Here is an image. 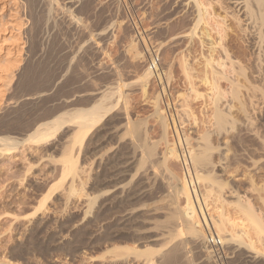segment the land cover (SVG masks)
Wrapping results in <instances>:
<instances>
[{
  "label": "rangeland",
  "instance_id": "374dc122",
  "mask_svg": "<svg viewBox=\"0 0 264 264\" xmlns=\"http://www.w3.org/2000/svg\"><path fill=\"white\" fill-rule=\"evenodd\" d=\"M188 1L189 0H0V58L3 59L4 56L8 58L7 61H11L9 63L10 65H8L11 67L18 64L16 65L17 68L15 66L11 69L14 74H9L10 76L12 74L13 78L9 75L7 77V79L10 80L11 78L12 80L9 82L6 79L0 80V91L1 93L3 92L2 96L5 95L1 100L2 105L0 104L1 135L10 134L12 137L16 135L17 137L20 136V138L15 137V139L20 142V140L23 139L22 137L25 136V133H27V131L21 132L20 128H27L29 123L33 120H47L48 118H52V115L55 116L56 113L62 114V109H66L65 112H67L65 113L62 110L64 112V117H69L67 114L78 110L79 106V109L86 108L92 101H96V98L97 100L101 99L102 103L104 100L103 105L105 103L107 106H110L107 103L112 105L108 99L114 102L113 104H116L113 105L114 107H112L100 121L91 126L92 128H90L89 131L86 130L87 134H84V136L80 135V133L82 134L81 130L78 136L74 137L71 134V130H75L76 125L72 121H69V123L62 125L55 133L49 135L44 142L42 141L37 144H33L32 142L29 143L28 141V143L26 141V143L20 142L16 145V149H11V152L7 154L5 150H2L4 154H0V264H144V258L147 259H145L146 264L148 262V256L156 262L158 260L159 264H179V261L180 264H184L185 262V264H187V260L195 261H192L194 264H264V229L258 230L262 231V233L257 232L251 228L248 219L244 220L246 222H242L243 218L246 219L247 217H244L245 214L243 215L241 211L236 209L238 204L235 198L239 193V200L242 197L241 200L243 202L246 200V202L251 204L257 203L256 206L258 208H256L255 204L253 207L257 210L263 208L260 214L264 222V204H262L263 206L260 205L264 201V198L262 201L256 197H259L260 194V199L262 196L264 197V188L262 190L263 192L261 191L262 186H264V98H260V94L264 91V84L262 82L261 85V81H259L260 79L255 73L248 72L255 70L253 57L245 43H242L239 37L236 38L231 35L233 32H229L232 38H229L228 43L231 45L237 58L240 61L242 60L245 65L247 64L250 85L248 83L246 86H250L249 88L251 89L253 85H256V88L254 87L252 90V92H255H253V94L256 96L250 100L245 92L246 90H244L246 89L244 86L236 89L235 87H231V84H228V82L224 80L220 81L218 85V90L221 87L220 91L204 81L205 76H210V70L204 67L203 59L209 56L217 60L218 57L215 51H210L209 49V51H207V46L203 47L205 50L201 48L199 38L194 35H190V37H188L189 35L177 37L178 34L185 32L191 26L189 21L192 18L191 15L193 16V8ZM185 3L187 6H185ZM72 17L73 19L71 21L70 19ZM108 24L111 25L109 26ZM183 27L186 28L183 29ZM103 28H105V33L101 32ZM96 31L98 32L97 34ZM88 34H93L96 37L89 36ZM172 35L173 38H170ZM130 39H133V41ZM135 39V45L137 46H135V48L128 46L129 44L132 46ZM93 41L96 44L97 42L101 44L97 46ZM79 44L82 45L79 46ZM126 49L127 51L129 49L132 51L129 50V52L126 53ZM5 58L4 60H6ZM12 59H14L13 62ZM182 60L185 61L183 64ZM14 61L17 63H14ZM147 67L151 70L146 80L145 77L143 78L142 74H144V70ZM204 69H206L205 72ZM117 75L120 76V78ZM118 78L121 81H119ZM116 80L117 82H115ZM110 83L112 85L119 83L117 84V88L119 87L120 97H117V88L115 90V85H113L117 96L114 94L112 100V96L108 99L104 98V96L110 95L111 91L109 89L113 90V88L108 89V87L111 86ZM233 88L240 90V93L242 92L241 94L237 93V95H239L238 99L233 97V91L236 92ZM260 88L263 90L261 93ZM106 89L109 94L105 92ZM103 90L107 95H104ZM121 92H123L122 95ZM101 93L102 96L100 95L101 97H99L98 95ZM213 93H217L220 98L219 103L215 101L216 104H225L221 106L224 112L226 111V105H230V102L234 107L233 108L231 105L232 108L229 112L233 114L236 120L234 121V127L233 130L231 129V132L230 129L227 130V132L224 129V132L222 129L217 131V129L215 130V126H213L215 123H213L215 120L213 118L215 117L211 115L214 114L212 112H214V105L216 106V104L213 101L215 97H217ZM221 94L223 95L221 96ZM26 96H28V98ZM229 96L231 98H229ZM115 97L119 98L117 103H115ZM105 100L108 102H105ZM225 101H228L226 102L227 104ZM238 101H242L243 106H241L242 104L240 105ZM239 105L241 106L240 108L238 107ZM241 109L246 111L243 112ZM161 115L164 116L165 120L161 119V117L163 118ZM128 119H131V121ZM161 120H164L163 122L165 125L167 124L166 128L162 127L164 125ZM125 123L126 125L124 127ZM143 123H145V125ZM127 124L131 125V128L133 126L134 129H132V132L133 130L136 131V129L139 131H136V133L133 132L134 136L136 134L139 135L138 137L135 136L136 139L138 138L140 141H143V138L146 137L145 141L148 143V146L151 145V147L157 148V155L155 156L158 158H161L162 155L159 154L164 153L167 147L164 144V139L170 144V142L177 137L174 142L178 144L176 145L179 147V151L176 152L179 153L182 151L183 155H186L188 151L185 149H194L196 141L201 136L208 135L211 132L208 138L214 148L210 147L211 149H206L204 151L206 154L203 153L201 156L204 157L203 155H206L207 157H204L203 160H210L207 161L208 165H205L208 170L205 166L201 168L197 166L195 167L197 168L196 170L194 168L195 165L187 155V162L183 160L185 156H182L183 158L181 157V160H179L177 158L175 159L172 155L168 158L169 161L166 162L169 164L171 173L169 172L170 170L165 169V165H162L164 167L161 166L160 168L158 166L159 172L156 169V174L155 171H152L153 169L149 167L146 173V171L143 170L144 168L137 170L136 165L133 163L124 166L122 169L123 173L117 175V171L119 170L116 166L118 162L117 159L121 157L123 161L130 162L132 155L131 150L133 148L132 144L136 140H134V136L130 131L131 128L129 129L128 127L130 126H127ZM139 126L140 129L138 128ZM126 127L129 131L126 130ZM144 128L146 130V135L145 133L143 135ZM87 129H89V127ZM164 129H166L165 132H162ZM205 130L207 133L204 134V132H206ZM30 131L32 130H29L28 133ZM86 131L83 129V132ZM121 131H125L128 135L126 136V134L123 133V135H125L124 137ZM220 131H222V133ZM119 133L124 138H122ZM162 133L166 134V138ZM218 133L220 134L217 135ZM130 134L133 137H131ZM117 136L120 137V139ZM129 136L133 138V140H131ZM160 136L161 138L163 137L162 139L164 142ZM183 136L187 139L190 138V140L185 143ZM80 137L83 139H80ZM179 137H181L180 141L182 143L179 141ZM75 138H77L76 141ZM158 138L160 140H157ZM78 139H80L81 143L78 142ZM149 142H153L154 146H152L151 143L149 144ZM20 144H22V146ZM64 144L66 147L69 145V147H67L69 150L66 149ZM71 144H73L71 146L73 149L70 147ZM129 144L131 146H129ZM182 144L183 146L181 147L183 149L180 147ZM2 146L4 147L5 145L0 143V148ZM169 148L171 147L169 146ZM197 148L198 145L194 151L199 152L201 148L198 149L199 151ZM155 150L156 149H154L153 154ZM183 151L187 153L185 152L184 154ZM70 153L73 154H71V156L75 162L78 161L75 166L72 167L73 169H69L70 166L67 165V160H65L67 158L66 155ZM62 158L65 159L63 160ZM218 161L220 162L218 163ZM222 165H228V169ZM63 166L64 169L68 168L66 169L67 171L63 169ZM221 167H223V169H221ZM198 171L202 173H204V171L206 173L208 172L204 175H209L212 172L209 176H218L217 178L221 183L224 182L225 186H221L220 188L219 180L217 179L218 181H214L216 177H211L210 180H199V182H197L198 179H195L196 177L194 178L193 174L195 173L194 175L196 176V172ZM186 172H188L187 175L190 177L186 176ZM192 172L194 173L191 174ZM172 175L175 176L177 182L171 180L173 177ZM167 176L169 177L167 178ZM153 178H155V180ZM177 178H179L178 180L185 179L187 182L190 178L187 184L189 188H193L194 191H192L197 195L194 196L195 193L190 189L192 197L196 198L194 202L197 210L196 213L199 215L198 208L201 206L199 211L202 210L200 212H202L204 216L207 215L208 218L210 217L209 214H211L212 219H216L221 213H225L226 217V212H228L227 217L229 215L233 219L238 217L237 220L239 221H235L238 223L241 221L245 225H250V231L251 229L254 230H252L250 234V236H252V242H255L251 244L253 245L252 248L256 246L255 248L257 251L259 252L260 250L261 253L259 252L257 255L255 252H252L253 250L250 249L251 245L248 247L250 250L247 249L248 245L245 244L248 240L246 238L247 236H243L242 239L240 238L241 236L236 238V240L233 239L232 243L228 239L231 228H227L229 233H226V229L225 233H223L224 231L222 232L224 237L227 236V239L225 242L221 241V244L217 248L208 245L204 240L194 238L191 234H187L188 236H186V232L180 234L176 233L172 228L173 225H171L174 222L175 214L173 215L174 209L172 210L174 204L169 203L171 206L169 207L167 202L170 200V202L172 201L171 203H173L174 199L171 200L175 195L171 194L175 191L171 192V190L174 189L173 185L176 183L178 185L180 181H182H178ZM172 179H174V177ZM194 179L195 181L197 180V183L194 181L195 183L193 184L191 180L193 181ZM201 181L204 184H201ZM261 181H263L262 184ZM174 182L175 184H173ZM145 183L148 184L149 191L144 194H139L138 192L142 188L141 186L146 185ZM149 183L152 187L149 186ZM165 183H170L168 184L169 186L173 184V188L171 186L172 189L167 187L168 185ZM251 184L252 187H250ZM204 185L207 186L205 187ZM202 186H204V188L208 186L210 188L211 186L219 187L218 189L221 191L224 200L222 197H220L222 198L221 201L218 200L221 195L218 197L216 196V194L218 195L220 193L219 190H215L217 188L212 187L215 190L214 192L219 193L213 194L212 192L210 195L213 194L215 196L212 195L209 197L207 194L209 195V192H211L209 190L210 188L208 187L209 192L207 193L206 191L208 190L204 189ZM253 187L256 188L255 191ZM212 188L211 190L213 191ZM230 188L236 189V192H238L236 196V192L232 191ZM229 189L231 192H235L233 196L229 195ZM167 190L171 192L169 194L173 195L170 196V198L168 192L166 193ZM201 190L205 191L207 194L204 192L205 194L203 193V196V191ZM162 193V200L159 201L161 199L160 194ZM213 197L215 199L217 197L218 199L213 200ZM244 197L245 199H243ZM164 198L168 201H165ZM197 198L198 201H196ZM155 199L158 201L160 207L157 202V206L155 202L153 204V200L155 201ZM177 200L178 204L183 203L182 197ZM227 201H231L232 205ZM164 204H168L166 206L167 208ZM221 206L224 207L222 210H220ZM161 207L163 208L162 211ZM157 208H160V210L156 212L155 210H157ZM166 209L167 212L172 210L170 213H172L173 216L163 211ZM168 215H171V217ZM162 216L166 218H163L165 222L162 220ZM222 216L224 217V215ZM167 217L171 221L168 220ZM159 218L165 224L162 221L159 222ZM171 218H173V220ZM154 219L156 220L153 221ZM157 220V226L153 225ZM166 221L169 222L168 224L171 223V227L167 226ZM247 221L249 222L248 224ZM158 227H160L163 232V237L160 235L161 231ZM161 227L167 228L163 231ZM202 227L201 232L208 237L209 234L213 235L212 232L217 233L215 227H213L212 230L207 226L206 229L204 226ZM239 227H241V225H236L235 229ZM167 229L168 231L173 230L175 232L172 231L171 234H178L176 235L177 239L175 238L177 242L175 239V242L171 239L174 235L170 234L168 236L166 234L165 231H167ZM239 229L235 230L236 233L231 229V234H239ZM170 232H168V234ZM253 232L261 234L258 236L254 233L255 236L252 234ZM164 234L168 237L171 236L170 239L172 243L168 244L170 239ZM159 235L161 238H159ZM217 236L216 234L215 237ZM259 237L261 240H258ZM156 238L158 239L156 240ZM181 238L183 239V243L185 241L187 242V246L185 243L180 246L182 242L179 240H181ZM165 239H169V241L167 240L166 242ZM238 240L240 242L237 243L238 246H236V241ZM165 242L166 248L164 246ZM176 243L179 244V246L176 245ZM241 243H243V246L244 244L247 246L243 247ZM199 244L206 246V248L212 247L210 249H212V252L214 251L213 255L210 258L206 257L209 260L204 257L205 253L202 252L204 247L200 245L202 250ZM147 245H149V248L154 247L152 249L157 248V253L159 254L153 253L156 251L155 249L153 252L151 251L153 253L152 256L149 254L151 252L145 253L141 257V253L138 254V257L135 256V254L138 253L136 251H139L138 249H144L145 246L148 248ZM159 245L160 247L161 245L163 246L161 247L162 252L159 250L160 247L158 248ZM117 246L119 248H117ZM125 246L127 250L124 249ZM233 248H235V250ZM256 249L254 251H256ZM112 250L114 251L112 252ZM172 250L173 252L171 253ZM160 253H164V255L161 256ZM182 253H184V255ZM165 254L168 256H165ZM185 254L189 256L185 258ZM162 257L163 260L160 259ZM164 261L166 263H164Z\"/></svg>",
  "mask_w": 264,
  "mask_h": 264
},
{
  "label": "bare ground",
  "instance_id": "6f19581e",
  "mask_svg": "<svg viewBox=\"0 0 264 264\" xmlns=\"http://www.w3.org/2000/svg\"><path fill=\"white\" fill-rule=\"evenodd\" d=\"M20 1H22V0H20ZM189 2V4H191V7L193 8V16L191 15V20L189 21L190 22V24H191V26L188 28V30H186L185 32H183V33H181V34H178L177 35V37H182V36H187V35H189L188 37H190V35L192 36V35H194L195 37H198L199 38V40H200V45H201V48H203V47H206V49H207V51H215V54H217L216 56L218 57V59L217 60H215L214 58H211V57H207L206 59L204 58L203 60H204V67H206V69L208 68L209 70H210V73H209V70H208V73L210 74V76L208 75V77L207 76H205L204 78H205V82L206 83H209L210 85H212V87L214 86L215 88H217V90H218V85L220 84V81H222V80H224V81H227L228 82V84H231V87H235L236 89H239L240 87H243L244 86V88H246V89H244V90H246L245 92L247 93V95H248V98L251 100L253 97H255L256 95H254L253 94V92H252V90H253V88L255 87L256 88V85H253L252 87L253 88H249L250 86H246V85H248V83L250 82L249 81V79H248V72L249 73H255L256 74V76L260 79L259 81H261V85H262V82H263V84H264V0H189L188 1ZM32 3V2H31ZM55 3V2H54ZM187 3V2H186ZM185 3V4H186ZM50 6V5H49ZM185 6H187V4L185 5ZM31 7V6H30ZM48 7V6H47ZM67 8V7H66ZM192 8H191V10H192ZM50 9V8H49ZM187 9V8H186ZM50 11V10H49ZM54 12H55V10H54ZM56 14V13H55ZM80 16V15H79ZM188 17V18H189ZM66 18H67V16H66ZM70 18V17H69ZM76 18V17H75ZM74 18V19H75ZM78 18V17H77ZM72 19H73V17L70 19L71 21H72ZM69 20V21H70ZM76 20V19H75ZM79 20V19H78ZM80 20H81V18H80ZM167 20V19H166ZM169 20V19H168ZM74 22V21H73ZM80 22V21H79ZM88 22V21H87ZM77 23H78V21H77ZM80 23H82V22H80ZM80 23H79V25H80ZM111 23V22H110ZM178 23V22H177ZM53 24H54V22H53ZM83 24V23H82ZM112 24V23H111ZM110 24V25H111ZM75 25H76V22H75ZM109 25V24H108ZM109 25V26H110ZM3 26V25H2ZM81 26V25H80ZM83 26V25H82ZM85 26H86V24H85ZM132 26V25H131ZM87 27V26H86ZM84 28V27H83ZM106 28H107V26H106ZM184 28H186V27H183V29ZM86 29V28H85ZM104 29L105 28H103L102 30L103 31H101V32H104ZM88 30V29H87ZM100 30H101V28H100ZM182 30V29H181ZM166 31H167V29H166ZM178 31V30H177ZM76 32V31H75ZM229 32H233V33H231V35H233V37H236V38H240L239 40H242V43H245V45H246V47L248 48V50L251 52V56L253 57V60H254V65H255V70H253L252 72H250V71H248L247 72V64L245 65V63L241 60H239L238 58H237V56L234 54V51H233V49H232V47H231V45L228 43V40H229V38H232V37H230V35H229ZM88 33H90V32H88ZM92 33V32H91ZM95 33V32H94ZM93 33V34H94ZM98 32L96 31V34H97ZM99 33H100V31H99ZM105 33V32H104ZM174 33H176V32H174ZM91 35V36H93V37H96V36H94V35ZM89 35V34H88ZM89 35V36H90ZM114 35V34H113ZM142 35V34H141ZM125 36V35H124ZM127 36V35H126ZM175 36V35H174ZM93 37H91V38H93ZM90 38V37H89ZM140 38V37H139ZM147 38H148V36H147ZM170 38H173V35L170 37ZM169 38V39H170ZM86 39V38H85ZM90 40V39H89ZM92 40V39H91ZM93 40H95L94 38H93ZM131 40V39H130ZM141 40V39H140ZM86 41V40H85ZM87 41H88V39H87ZM86 41V42H87ZM96 41V40H95ZM98 41V40H97ZM131 41H133V39L131 40ZM231 41V40H230ZM94 42V41H93ZM145 42V41H144ZM65 43V42H64ZM95 43V42H94ZM138 43V42H137ZM151 43V42H150ZM162 43V42H161ZM83 44V43H82ZM82 44H79V46L80 45H82ZM96 44V43H95ZM101 43H99L98 44V42H97V46L98 45H100ZM136 44V39H135V42H134V44H132V46L129 44L128 46H130V47H133V48H135V46H137V45H135ZM134 45V46H133ZM144 45V44H143ZM145 45H146V43H145ZM78 46V47H79ZM42 47V46H41ZM130 47H128V48H130ZM151 47V46H150ZM127 48V49H128ZM132 48V49H133ZM102 49V48H101ZM127 49H126V53L127 52H129V50L130 51H132L131 49H129L128 51H127ZM204 49V48H203ZM209 49V50H208ZM78 50H79V48H78ZM103 50V49H102ZM139 50V49H138ZM205 50V49H204ZM201 51V50H200ZM206 51V52H207ZM76 52H77V50H76ZM103 52V51H102ZM140 52V51H139ZM148 53V52H147ZM208 53V52H207ZM206 53V54H207ZM211 53V52H210ZM214 53V52H213ZM74 54V53H73ZM104 54V53H103ZM136 54V53H135ZM138 54V53H137ZM201 54V53H200ZM76 55V54H75ZM141 55V54H140ZM8 56V55H7ZM212 56V55H211ZM2 57V56H1ZM129 57V56H128ZM135 57V56H134ZM206 57V56H205ZM4 58H5V56H4ZM4 58L2 59V58H0V80H2V79H6V80H8V82L10 81V80H12L11 78H13L12 77V74H11V76L9 75L10 73H13L12 72V70L11 69H13V67H15L16 65H18V64H15V66L13 65V67H11V66H9L10 64V62L11 61H7V59L8 58H5L6 60H4ZM246 58V57H245ZM133 59V58H132ZM135 59H136V57H135ZM13 60L14 59H12V62H13ZM17 60H18V58H17ZM71 60V59H70ZM186 60V59H185ZM251 60V59H250ZM183 61V60H182ZM187 61V60H186ZM8 62V63H7ZM16 61H14V63H15ZM185 61H183L182 62V64L184 63ZM17 63V62H16ZM18 63H19V60H18ZM202 63V62H201ZM251 63V62H250ZM9 64V65H8ZM13 64V63H12ZM68 65V64H67ZM186 65H188V64H186ZM183 66V65H182ZM185 67V66H184ZM16 68H17V66H16ZM16 68H14V69H16ZM187 68V67H186ZM130 69V68H129ZM206 69H204V72H205V70ZM67 70V69H66ZM150 70L151 69H149L148 67L144 70V74H142V76H143V78L145 77L146 78V80H147V78H148V73L150 72ZM250 70V69H249ZM14 71V70H13ZM114 71V70H113ZM187 71V70H186ZM68 72V71H67ZM14 74V73H13ZM206 74V73H205ZM204 74V75H205ZM8 75L11 77L10 78V80L9 79H7V77H8ZM186 75V74H185ZM118 76V75H117ZM141 76V77H142ZM253 76V75H252ZM119 78H120V76H118ZM140 77V78H141ZM20 78V77H19ZM118 78V80L119 81H121L120 79ZM139 78V79H140ZM203 78V79H204ZM3 80V81H4ZM112 81H114V80H112ZM2 82V81H1ZM7 82V83H8ZM115 82H117V80L115 81ZM134 82V81H133ZM136 82V81H135ZM204 82V83H205ZM4 83V82H3ZM97 83V82H96ZM128 83V82H127ZM166 83V82H165ZM189 83H190V81H189ZM252 83V82H251ZM5 84H6V82H5ZM111 84V83H110ZM117 84H119V83H117ZM117 84L115 85V84H113V85H115V90H116V88H117ZM227 84V85H228ZM255 84V83H254ZM7 85V84H6ZM112 84H111V86H109L108 87V89L109 88H113V90H114V86H113ZM123 85V84H122ZM126 85V84H125ZM208 85V84H207ZM249 85H250V83H249ZM96 87V86H95ZM98 87V86H97ZM213 87V88H214ZM220 87V86H219ZM258 87V86H257ZM107 88V87H106ZM143 88H144V86H143ZM221 88V87H220ZM220 88H219V90L218 91H220ZM235 88H233V89H235ZM263 88H264V85H263ZM228 89H229V87H228ZM235 89V90H236ZM258 89V88H257ZM261 89V88H260ZM51 90H52V88H51ZM101 90V89H100ZM105 90V89H104ZM104 90H103V93H104ZM110 91H111V93H110V95L109 96H104V98L105 99H108L110 96H112L111 97V100L113 99V95L115 94V90H114V92H113V90L112 89H109ZM108 90V91H109ZM216 90V89H215ZM216 90V91H217ZM230 90V89H229ZM255 90V89H254ZM259 90V89H258ZM264 90V89H263ZM262 89H261V91H260V93L263 91ZM96 91V90H95ZM109 91V92H110ZM141 91H142V89H141ZM145 91V90H144ZM231 91V90H230ZM233 91V90H232ZM98 92V91H97ZM99 92H101V91H99ZM106 93H107V89H106V91H105ZM117 94H118V96H117V94H115L117 97H120V90H119V87L117 88ZM259 92V91H258ZM3 93V92H2ZM2 93H1V91H0V104H1V100L3 99L2 97L3 96H5V95H3L2 96ZM41 93V92H40ZM122 93L123 92H121V95H122ZM218 93V92H217ZM216 93V94H217ZM230 93V92H229ZM232 93V92H231ZM233 93H234V95H233V97L235 98V99H238V96L239 95H237V93H239V94H241L240 93V90H236V92H234L233 91ZM232 93V94H233ZM255 93V92H254ZM259 93V94H260ZM36 94V93H35ZM35 94H34V96H35ZM84 94V93H83ZM107 94H109V93H107ZM107 94H105L104 93V95H107ZM214 94V93H213ZM216 94H214L215 96H217V97H215V100L213 101L214 103H215V101H216V103H219V96H218V94L216 95ZM220 94V93H219ZM102 96V93L101 94H99L98 96L99 97H101ZM124 95V94H123ZM223 94H221V96H222ZM225 95V94H224ZM228 95V94H227ZM231 95V94H230ZM246 95V94H245ZM261 95V96H260ZM259 96H260V98L261 99H263L264 98V91L260 94ZM33 96V97H34ZM97 96V97H98ZM242 96V95H241ZM240 96V97H241ZM27 98H28V96H26ZM72 97H74V96H72ZM99 97H98V99H99ZM117 97H115L114 99H116V102L115 103H117L118 101V99L119 98H117ZM224 97V96H223ZM222 97V98H223ZM227 97V96H226ZM30 98H31V96H30ZM104 98H102V99H104ZM210 98V97H209ZM229 98H231L230 96H229ZM259 98V97H258ZM63 99H65V98H63ZM69 99V98H68ZM122 99H123V97H122ZM213 99V98H212ZM241 99V98H240ZM239 99V100H240ZM72 100V99H71ZM96 101H92L91 102V104L89 105V106H87L86 108L84 107V108H80L79 109V107H78V110H76V111H74L73 113H69V114H67V115H69V117H67V116H65L64 117V112H65V110H61V112H62V114H58V113H56V114H58V115H56L55 114V116L54 115H52V118H48L47 120L45 119V120H39V119H37V120H33V121H31L30 123H29V125H28V127L26 128H23L22 126V128H20V131L21 132H26L27 131V133H25V136L24 137H22L23 139L22 140H20V142H24V143H26L27 141L29 142V143H41L42 141L44 142V140L45 139H47V137L49 136V135H52L53 133H55L58 129H60V127L62 126V125H65V123H69V121H72L73 123H75V125H76V127H75V130L73 129V130H71L72 131V135L74 136V137H77L78 136V134L81 132V130H82V134L80 133V135H83L84 136V134H87V131H89L90 130V128H92L91 126H93L94 124H96L98 121H100L101 119H102V117L106 114V113H108L111 109H112V107H114L113 105H116V104H113L114 102H111L109 99H108V101L110 102V103H112V105L111 104H109V103H107L108 105H110V106H107L106 105V103L103 105V103H104V100H103V103H102V100L101 99H99V100H97V98L95 99ZM232 100V99H231ZM264 100V99H263ZM10 101H12V100H10ZM15 101V100H14ZM67 101V100H66ZM108 101H106L105 100V102H108ZM243 101V100H242ZM242 101H238L239 102V104L241 105V106H243V103H242ZM249 101V100H248ZM123 102V101H122ZM121 102V103H122ZM226 102H228V101H225V103ZM257 102V101H256ZM125 103V102H124ZM156 103V102H155ZM215 103V104H216ZM49 104V103H48ZM86 104V103H85ZM127 104V103H126ZM227 104V103H226ZM257 104V103H256ZM2 105V104H1ZM124 105V104H123ZM214 105V104H213ZM222 105H225V104H222ZM222 105H219V104H216V106L214 105V112H212V113H214L213 115H211V116H213V117H215V118H213V119H215L214 121H213V123L214 124H216V125H214L213 124V126H215V130L217 129V131H219V129L221 130L222 129V131H223V129L227 132V130H229L230 129V132H231V129L233 130V127H234V121H236L235 119H234V116H233V114H231V113H229L230 112V109L233 107V105L231 104V102H230V105H226V111L224 112L223 111V107L221 108V106ZM231 105H232V107H231ZM238 106L239 108L241 107V106ZM250 105V104H249ZM2 107V106H1ZM157 107V106H156ZM185 107V106H184ZM213 107V106H212ZM68 108V107H67ZM234 108V107H233ZM70 109V108H69ZM75 109H77V108H75ZM75 109H73V110H75ZM122 109H124V108H122ZM54 110V109H53ZM117 110V109H116ZM186 110H188V109H186ZM69 111V110H68ZM72 111V110H71ZM241 111H243L242 109H241ZM246 111V110H245ZM245 111H243V112H245ZM254 112V111H253ZM65 113H67V112H65ZM160 113H161V111H160ZM184 113V112H183ZM191 114V113H190ZM189 115V114H188ZM161 116H163V115H161ZM124 117V116H123ZM186 117V116H185ZM6 118V117H5ZM126 118V117H125ZM159 119V118H158ZM161 119H164V116H163V118L161 117ZM239 119V118H238ZM255 119V118H254ZM128 120H130L131 121V119H128ZM165 120V119H164ZM164 120H161L162 121V123H163V125L164 126H162V127H164V128H166V125H165V123L163 122ZM195 120V119H194ZM247 120V119H246ZM68 121V122H67ZM133 121V120H132ZM208 121V120H207ZM71 122V125L73 126V123ZM166 122V121H165ZM204 122V121H203ZM238 122V121H237ZM237 122H236V124H237ZM251 122V121H250ZM123 124V123H122ZM136 124H138V123H136ZM144 125H145V123H143ZM204 124V123H203ZM263 124V123H262ZM21 125H22V123H21ZM120 125V124H119ZM125 125H126V123L124 124V127H125ZM160 125H161V123H160ZM1 126V125H0ZM121 126V125H120ZM127 126H130V127H128L129 129L131 128V125H128L127 124ZM136 126V125H135ZM134 126V127H135ZM181 126V125H180ZM179 126V127H180ZM216 126H217V128H216ZM71 127V126H70ZM89 127V129H87ZM116 127V126H115ZM137 127V126H136ZM86 128V129H85ZM127 128V127H126ZM126 128H124V129H126ZM128 128L126 129V130H128ZM139 129H140V126L138 127ZM248 128V127H247ZM1 129V128H0ZM83 129H84V131H86V132H83ZM132 129H134L133 128V126H132V128H131V132H132ZM162 129V128H161ZM29 130H32V131H30L29 133H28V131ZM144 130V132H143V135H144V133L146 132V130H145V128L143 129ZM165 130L166 129H164L162 132H165ZM177 130V129H176ZM213 130H214V128H213ZM74 131V132H73ZM129 131V130H128ZM136 131H137V129H136ZM136 131H134L133 130V132H135L136 133ZM206 131V130H205ZM217 131H216V133H217ZM222 131H220L221 133H222ZM122 132V131H121ZM130 132V133H131ZM132 132V134H133V136H134V133ZM137 132H139V131H137ZM213 132V131H212ZM224 132V131H223ZM255 132H257V131H255ZM123 133H125V131L124 132H122L121 134L123 135ZM205 133H207V131L206 132H204V134ZM211 133V132H210ZM209 133V134H210ZM215 133V132H214ZM233 133V132H232ZM258 133V132H257ZM7 134V133H6ZM77 134V135H76ZM126 134V133H125ZM163 134V133H162ZM165 134V133H164ZM163 134V136L165 137L166 136V134L164 135ZM177 134V133H176ZM178 134H180V133H178ZM188 134V133H187ZM208 134V135H209ZM220 133H218L217 135H219ZM1 135V134H0ZM70 135V134H69ZM76 135V136H75ZM119 135H120V133H119ZM122 135H120V136H122ZM128 134H126V136H127ZM131 135V134H130ZM142 135V136H143ZM145 135H146V133H145ZM208 135H203V136H199L200 138L196 141V144L198 145V148H197V150L198 149H200V151L199 152H196V151H194V149H196V144H195V147H194V149H191V148H188V149H185L186 151H188V154H186L188 157H189V159H191V162L195 165H193L194 166V168L195 167H197L198 166V168L200 167H202V166H207L208 165V163H207V161H210V160H203V158L205 157H207L206 155H203L204 157H201L202 156V154L203 153H205L204 151L206 150V149H211L210 147H213L212 146V143H211V141H210V139L208 138V137H210V135L208 136ZM13 136H15V135H13ZM82 136V137H83ZM124 137H125V135H123ZM122 136V138H124ZM132 135H131V137H133ZM135 136H139V135H135ZM135 136H134V140L136 139L135 138ZM177 136V135H176ZM182 136V135H181ZM15 137H17V135L15 136ZM15 137H12L10 134H7V135H5V134H3V135H1L0 136V143H3L5 146L3 147H1L0 148V154L2 153V155L4 154L3 153V151L5 150L6 151V154L7 153H10L11 151V149H16L15 147H16V145L17 144H19L20 142L18 141V140H16L15 139ZM82 137H80V139H83ZM118 137V136H117ZM186 137V136H185ZM17 138H20V136H18ZM71 138V137H70ZM73 138V137H72ZM119 139H120V137H118ZM129 138H130V136H129ZM128 138V139H129ZM145 138L146 137H144L143 139V141H140V139H136L134 142L133 141H131V142H133V144H132V146H133V148H132V150H131V152H132V155H131V160H130V162H125V161H123L122 160V158L120 157L119 159H117V163H116V166L118 167V171H117V175H121L123 172H122V169H123V167L124 166H126V165H128V164H135L136 165V169L137 170H139L140 168H144L143 170H145L146 171V173H147V171H148V167L149 168H151V169H153L152 171H155L156 169H157V171H158V166H159V168L162 166V165H165V169L166 170H170L169 169V164H167L166 162L167 161H169L168 160V158L170 157V156H172L173 155V157L176 159H179V160H181V157L183 156H185L184 158H183V160L185 161V162H187V156L186 155H183V153H182V151H180L179 153H177L176 151H179L178 149H179V147H177V143H175L174 142V140L177 138H175L172 142H170V144H168L169 142L168 141H166V139H164L165 140V142H164V140L161 138V136H160V138L162 139V141L164 142V144H165V146H167L166 147V150H164V153H162V154H159V155H162L161 156V158H158V157H156L155 155H157L156 154V151H157V148H153V147H151V145H149L148 146V143L145 141ZM148 138V137H147ZM166 138V137H165ZM180 138L181 137H179L178 139H179V141H180ZM197 138V137H196ZM74 139V138H73ZM72 139V140H73ZM76 139L77 138H75V141H76ZM80 139H78L79 141V143H81L80 142ZM131 140H133V138H130ZM70 140V139H69ZM141 140H142V138H141ZM157 140H160L159 138L157 139ZM182 140V139H181ZM183 140L185 141V143H187V141H189L190 140V138L189 139H187V138H184V136H183ZM194 140H196V139H194ZM224 140V139H223ZM26 141V142H25ZM151 141V140H150ZM177 141V140H176ZM183 141V142H184ZM203 141V142H202ZM209 141H210V143H209ZM217 141V140H216ZM27 142V143H28ZM71 142V141H70ZM83 142V141H82ZM130 142V141H129ZM159 142V141H158ZM181 142V141H180ZM191 142V141H190ZM73 143V142H72ZM78 143V144H79ZM151 142H149V144H150ZM160 143V142H159ZM182 143V142H181ZM225 143V142H224ZM23 144V143H22ZM22 144H20L21 146H22ZM66 144V143H65ZM65 144H64V146H65ZM75 144V143H74ZM131 144V143H130ZM129 144V146H131ZM152 144V146H154L153 144V142L151 143ZM177 144V145H176ZM180 144V143H179ZM189 144V143H188ZM2 145V144H1ZM25 145V144H24ZM73 144H71L70 145V147L72 146ZM159 145V144H158ZM186 145V144H185ZM193 145V144H192ZM192 145H190V146H192ZM215 145V144H214ZM156 146H157V144H156ZM169 146L171 147V148H169ZM181 146H183V144L182 145H180V147ZM188 146V145H187ZM224 146V145H223ZM66 147V146H65ZM67 147H69V145H67ZM66 147V149H68ZM151 147V148H150ZM184 147H186V146H184ZM192 147V148H193ZM72 148V147H71ZM78 148V147H77ZM214 148V147H213ZM255 148V147H254ZM73 149V148H72ZM72 149H71V151H72ZM154 149H156L155 150V152H154V154H153V151H154ZM181 149H183L182 147H181ZM3 150V151H2ZM69 150V149H68ZM68 150H66V151H68ZM228 150V149H227ZM2 151V152H1ZM185 151V152H186ZM223 151V150H222ZM229 151V150H228ZM69 152V151H68ZM77 152H78V150H77ZM76 152V153H77ZM115 152V151H114ZM176 152V153H175ZM184 152V151H183ZM185 152H184V154H185ZM208 152V151H207ZM218 152V151H217ZM187 153V152H186ZM209 153V152H208ZM227 153V152H226ZM245 153H246V151H245ZM61 154H62V152H61ZM71 154L72 153H70L69 155H66L67 156V158L65 159V158H62L63 160L65 159V160H67L66 162L68 163L67 165H69L70 166V168L69 169H73L72 167H74L75 166V164L78 162H75V160L73 159V157L71 156ZM120 154V153H119ZM131 154V153H130ZM206 154V153H205ZM225 154V153H224ZM73 155V154H72ZM63 156V155H62ZM65 156V155H64ZM65 156V157H66ZM69 156V157H68ZM75 156V155H74ZM211 156V155H210ZM75 159L77 158V157H74ZM110 158H111V156H110ZM78 159V158H77ZM220 159V158H219ZM253 160V159H252ZM116 161V160H115ZM206 161V162H205ZM65 162V161H64ZM100 162V161H99ZM220 161H218V163H219ZM183 163V162H182ZM189 163H190V160H189ZM207 163V164H206ZM64 164V163H63ZM183 165L185 166V164L183 163ZM187 165V164H186ZM78 166V165H77ZM206 166H205V168H206ZM210 166V165H209ZM222 166H225L226 168H227V166L226 165H222ZM68 167V166H67ZM108 167V166H107ZM112 167V166H111ZM113 167H114V164H113ZM117 167H116V169H117ZM162 167H164V166H162ZM187 167V166H186ZM192 167V166H191ZM211 167V166H210ZM209 167V168H210ZM213 167V166H212ZM171 168H173V167H171ZM188 168V167H187ZM186 168V169H187ZM29 169V168H28ZM63 169H64V166H63ZM66 169H68V168H65L64 170L65 171H67ZM135 169V170H136ZM189 169V168H188ZM196 170H197V168H195ZM207 169V168H206ZM214 169V168H213ZM221 169H223V167H221ZM228 169V168H227ZM26 170V169H25ZM128 170V169H127ZM136 170V171H137ZM163 170H164V168H163ZM166 170H164L165 172H166ZM172 170H174V169H172ZM200 170V169H199ZM202 170H203V168H202ZM208 170V169H207ZM210 170V169H209ZM226 170V169H225ZM62 171V170H61ZM134 171V170H133ZM132 171V172H133ZM185 171H187V170H185ZM194 171V170H193ZM214 171V170H213ZM28 172V171H27ZM110 172V171H109ZM135 172V171H134ZM133 172V173H134ZM138 172V171H137ZM136 172V173H137ZM144 172V171H143ZM159 172V171H158ZM170 173H171V170L169 171ZM190 172H191V169H190ZM201 171H198V172H196V176L194 175L195 173L194 172H192L191 174H193V176H194V178L195 179H198V181L197 182H199V180H202V181H204V180H210V178L212 177V175L211 176H209L210 174H212V172L209 174V175H204V174H207L205 171H204V173H200ZM221 172H223V171H221ZM227 172V171H226ZM63 173H64V171H63ZM71 173V172H70ZM131 173V172H130ZM157 172L155 171V174H156ZM164 173V172H163ZM167 173V172H166ZM184 173V172H183ZM214 173V172H213ZM65 174V173H64ZM75 174V173H74ZM115 174V173H114ZM159 174V173H158ZM157 174V175H158ZM168 174V173H167ZM172 174H173V172H172ZM185 174V173H184ZM188 174V172H186V176H188L187 175ZM190 174V173H189ZM246 174V173H245ZM73 175V174H72ZM76 175V174H75ZM132 175V174H131ZM153 175V174H152ZM152 175H150V176H152ZM162 175V174H161ZM160 175V176H161ZM171 175V174H170ZM215 175V174H214ZM219 175V174H218ZM243 175V174H242ZM253 175V174H252ZM68 176V175H67ZM70 176H71V174H70ZM77 176V175H76ZM149 176V177H150ZM156 176V175H155ZM173 176V175H172ZM172 176H170V177H172ZM192 176V175H191ZM192 176V177H193ZM65 177V176H64ZM131 177V176H130ZM154 177V176H153ZM157 177V176H156ZM161 177H163V176H161ZM169 176H167V178H168ZM174 177V179H172ZM172 178H171V180H175L176 178H175V176H173ZM183 177V176H182ZM188 177H190V176H188ZM187 177V178H188ZM192 177H191V179H192ZM214 177H216V175L214 176ZM214 177H212V178H214ZM218 177V176H217ZM216 177V180H214V181H218L219 179ZM252 177V176H251ZM132 178V177H131ZM130 178V179H131ZM165 178V177H164ZM163 178V179H164ZM166 178V179H167ZM186 178V177H185ZM259 178V177H258ZM129 179V180H130ZM154 180H155V178H153ZM152 179V180H153ZM179 178H177V180H178ZM195 179L192 181L191 180V182L194 184L196 181H195ZM218 179V180H217ZM64 180V179H63ZM160 180V179H159ZM165 180V179H164ZM163 180V181H164ZM180 180H182V181H180ZM180 180H178V181H180V184H178L177 185V183L175 184V182L173 183V184H175V185H177V186H175V185H173V187H174V189H172L173 187H172V185H168V184H170V183H165L166 185H168L167 187H170L172 190H171V192L172 191H174V192H168V190L166 191V193L168 192V194L169 193H171V194H175L174 196L173 195H171V194H169L168 196H169V198H170V196H173V198H171V200H173V203H171L170 202V200L168 201V200H165V198H164V200L165 201H168L167 203L169 204H174V206L172 207V210L174 209V213H173V215H174V222H173V224H171V225H173V230L176 232V233H184V232H186L185 233V235L186 236H188L187 234H191L194 238H198V239H200V240H204V242H207V240L209 239V237L205 234H203V232H201V227L202 226H204V228L206 229V226L207 227H209L211 230H212V228L213 227H215L216 228V230H217V233L216 232H212L213 233V237L214 236H216V234L218 235L217 236V240H219V242L221 243V241L223 242H225L226 241V239H227V236L226 237H224V235H223V233H225V229L227 230L226 231V233L228 232V229L227 228H231L232 229V231L235 229V227H236V225L238 226H240L241 225V227H239V228H237V229H239L238 231H240V233L239 234H237V235H234V233L233 232H235L236 233V231L235 230H237V229H235L232 233L233 234H231V229H230V233L228 234L229 236V240L232 242L233 241V239H235L236 240V238H239L240 236V238L242 239V237L243 236H247L246 238L249 240H247V242H245V244H247L246 246H247V249H249L248 247H249V245H251V244H253V243H255V242H252V236H250V234H251V232H252V230L254 229L255 231H257V232H261L262 233V231H258V230H263L264 229V222H263V217H261L262 215L260 214V211L261 210H263V208L260 210V209H255L254 207H253V205L255 204V206L257 205V203H254V204H251V203H249V202H246V200H244L245 202H243L241 199H242V197H241V201L239 200V193L238 192H236V189L234 190V188L232 189V188H230V189H232V191H235V192H231L230 191V189H229V191H230V194L229 195H232L233 196V193H235V196H236V194L238 193V198H237V196L235 197L236 198V202H237V204H238V206L236 207V203L234 204V206L236 207V209L237 210H239V211H241L242 212V214L244 215L245 214V216L244 217H247L246 219L245 218H243V221L242 222H246V221H244V220H247L248 219V221L250 222V225H251V228H253V229H251V231H250V225H245L244 223H242L241 221L239 222V223H241V224H239L237 221H239V220H237L238 219V217H235L234 219L233 218H231V216L229 217H227V215H228V212H226L227 213V215H226V217H225V213L224 214H219L218 215V217L216 218V219H218V220H216V219H212V217H211V214H209V218H208V216L207 215H203V213L202 212H200V211H202V210H200L199 211V209L201 208V206H199L200 208H198V212L200 213V215L198 214V213H196V206H195V202H194V199H196V198H193L192 197V195H191V191L193 190V188L191 189V188H189L188 186V182H189V180H190V178H189V180H188V182L185 180V179H180ZM251 180V179H250ZM259 180V179H258ZM57 181V180H56ZM58 181H59V179H58ZM57 181V182H58ZM127 181V180H126ZM162 181V180H161ZM176 181V180H175ZM195 181V182H194ZM201 181V184H204L203 182ZM211 181H213V180H211ZM225 181V180H224ZM252 181V180H251ZM254 181V180H253ZM154 182V181H153ZM172 182V181H171ZM177 182V181H176ZM196 182V183H197ZM207 182V181H206ZM218 182H220L219 184V186H220V188H221V186H225L224 185V182L223 183H221V181L219 180ZM218 182H215V183H218ZM262 182L263 181H261V184H262ZM124 183V182H123ZM122 183V184H123ZM138 183V182H137ZM208 183V182H207ZM249 183V182H248ZM251 183V182H250ZM255 183V182H254ZM260 183V182H259ZM56 184V183H55ZM54 184V185H55ZM127 184H128V182H127ZM146 184V183H145ZM211 184V183H210ZM264 184V183H263ZM63 185V184H62ZM121 185V184H120ZM126 185V184H125ZM208 185V184H207ZM207 185H204L205 187L207 186ZM211 185H213V184H211ZM216 185V184H215ZM258 186H260L259 184H257ZM51 186V185H50ZM53 186V185H52ZM116 186V185H115ZM119 186V185H118ZM123 186V185H122ZM121 186V187H122ZM149 186H151L152 187V185H150V183H149ZM204 186H202L203 188H204ZM210 186V185H209ZM208 186V187H209ZM216 186H218V185H216ZM231 186V185H230ZM55 187V186H54ZM70 187V186H69ZM73 187V186H72ZM142 188L139 190V194H144V193H146L147 191H149L148 190V184H146V185H143V186H141ZM166 187V188H167ZM191 187H193V186H191ZM208 187L207 188H204V189H206V190H208ZM212 187H215V186H211V188ZM233 187V186H232ZM250 187H252V184H251V186ZM255 187V186H254ZM253 187V188H254ZM52 188V187H51ZM55 188H57V187H55ZM71 188V187H70ZM74 188V187H73ZM72 188V189H73ZM210 188V187H209ZM211 188L209 189L211 192H209V190L208 191H206L207 193L209 192V195L205 192V191H203V190H201V191H203L202 192V195L204 196V194L206 193L207 194V196H212L213 194H215V193H219L218 195L216 194V196L218 197L219 195H221V196H219V198L220 197H222V194H221V191L217 188V187H215V188H217V189H215V190H219V192H214L215 190L213 189V191L211 190ZM236 188V187H235ZM260 188V187H259ZM263 188H264V186H262V188H261V191L263 190ZM53 189V188H52ZM121 189V188H120ZM150 189V188H149ZM190 189H191V191H190ZM223 189V188H222ZM255 189L256 188H254V191H255ZM74 190V189H73ZM251 190V189H250ZM260 190V189H259ZM258 190V191H259ZM52 191V190H51ZM68 191V190H67ZM70 191V190H69ZM150 191H151V189H150ZM194 191V190H193ZM192 191V192H193ZM223 191V190H222ZM252 191V190H251ZM46 192V191H45ZM44 192V193H45ZM205 192V193H204ZM213 192V194L212 195H210V193H212ZM224 192V191H223ZM222 192V193H223ZM228 192V191H227ZM263 192V191H262ZM193 193H195V192H193ZM204 193V194H203ZM232 193V194H231ZM135 194H137V193H135ZM227 194V195H228ZM264 194V193H263ZM121 195V194H120ZM161 195V199L159 200V201H161L162 200V196H163V193L162 194H160ZM160 195H159V197H160ZM166 195V194H165ZM201 195V196H202ZM259 195V194H258ZM261 195V194H260ZM260 195H259V197L258 196H256L257 198H259V200H262L264 197L262 196L261 197V199H260ZM194 196H197L196 195V193H195V195ZM200 196V197H201ZM213 196H215V195H213ZM224 196H225V193H224ZM158 197V198H159ZM182 197V199H183V205L181 204H178V198H181ZM216 197V199H218ZM248 197V196H247ZM246 197V198H247ZM157 198V199H158ZM168 198V199H169ZM207 198V197H206ZM223 198V200H224V197H222ZM222 198H220V199H218V200H220L221 201V199ZM215 198L213 197V200H214ZM215 199V200H216ZM243 199H245V197L243 198ZM247 199H249V198H247ZM93 200V199H92ZM177 200V201H176ZM202 200H204V199H202ZM227 200V199H226ZM232 200H233V198H232ZM231 200V201H232ZM91 201V200H90ZM114 201V200H113ZM152 201V200H151ZM196 201H198V198H197V200ZM212 201V200H211ZM219 201V202H220ZM231 201L229 202V201H227V202H229V204L231 203ZM258 201V200H257ZM263 201V200H262ZM261 201V202H262ZM43 202V201H42ZM89 202V201H88ZM93 202V201H92ZM96 202V201H95ZM154 202H155V205H156V202H157V204H158V201L155 199V201L153 200V204H154ZM204 202V201H203ZM215 202V201H214ZM213 202V203H214ZM226 202V203H227ZM234 202H235V200H234ZM243 202V203H242ZM250 202H251V200H250ZM260 202V203H261ZM90 203V202H89ZM147 203V202H146ZM151 203V202H150ZM149 203V204H150ZM202 203V202H201ZM211 203V202H210ZM91 204H93V203H91ZM149 204H148V206H149ZM153 204H151V205H153ZM167 204V205H168ZM170 204H169V207H171L170 206ZM197 204V203H196ZM218 204H220V203H218ZM223 204V203H222ZM259 204V203H258ZM262 204H264V201L260 204V205H262ZM147 205V204H146ZM154 205V206H155ZM163 205V204H162ZM161 205V206H162ZM165 205V204H164ZM167 205H165V207L167 206ZM199 205V204H198ZM221 205V204H220ZM231 205H232V203H231ZM157 206V205H156ZM156 206H155V208H156ZM158 206H159V204H158ZM205 206V205H204ZM214 206H215V204H214ZM228 206V205H227ZM263 206V205H262ZM98 207V206H97ZM160 207V206H159ZM164 207V206H163ZM198 207V206H197ZM210 207V206H209ZM222 207V206H221ZM220 207V210H222L224 207H222L221 208ZM231 207V206H230ZM146 208V207H145ZM149 208H150V206H149ZM152 208V207H151ZM167 208V207H166ZM206 208H207V206H206ZM225 208H226V206H225ZM239 208V209H238ZM256 208H258L257 206H256ZM89 209V208H88ZM162 207H161V211H162ZM169 209V208H168ZM204 209H205V207H204ZM232 209H234V208H232ZM150 210V209H149ZM153 210V209H152ZM151 210V211H152ZM160 210V208L158 209L157 208V210H155L156 212L157 211H159ZM171 210V211H172ZM230 210V209H229ZM132 211V210H131ZM154 211V212H155ZM164 212H167V209L166 210H163ZM170 210H169V212H167V213H170L171 212ZM207 211V210H206ZM215 211V210H214ZM217 211H218V209H217ZM232 211H234V210H232ZM210 212V211H209ZM216 212V211H215ZM214 212V213H215ZM124 213V212H123ZM150 213V212H149ZM167 213H166V216H167ZM201 213H202V215H201ZM220 213V212H219ZM263 213V212H262ZM163 214V213H162ZM171 215H172V213H170ZM204 214H205V212H204ZM232 214V213H231ZM241 214V213H240ZM171 215H168V216H170L171 217ZM172 215V216H173ZM222 215H224V217L222 216ZM237 215V214H236ZM165 216V215H164ZM164 216H162V220H163V218H165ZM217 216V215H216ZM233 216V215H232ZM113 217V216H112ZM169 217V218H170ZM221 217V218H220ZM166 219V218H165ZM165 219L163 220L164 222H165ZM167 219H168V217H167ZM172 220H173V218H171ZM262 219V220H261ZM149 220V219H148ZM156 219H154L153 221H155ZM158 220H160V218L158 219ZM158 220H157V222H155L153 225H156L157 226V224L156 223H158ZM162 220H160L159 222H161ZM168 220H170V219H168ZM235 220H237V221H235ZM152 221V220H151ZM162 221V222H163ZM171 221V220H170ZM247 221V224L249 223ZM150 222V221H149ZM163 222V223H164ZM169 222L168 221H166V224H167V226H170V224H168ZM162 224V223H161ZM165 224V223H164ZM164 224H163V226H164ZM202 225V226H201ZM89 226V225H88ZM155 226V227H156ZM159 226V225H158ZM171 227V226H170ZM115 228H117V227H115ZM136 228V227H135ZM153 228V227H152ZM151 228V229H152ZM159 229H160V227H158ZM161 228H163V227H161ZM167 228V227H166ZM165 227L162 229L163 231H164V229H166ZM169 228V227H168ZM172 228H169V229H172ZM203 228V227H202ZM214 228V229H215ZM157 229V228H156ZM115 230V229H114ZM117 230V229H116ZM121 230V229H120ZM173 230H170V231H168V229H167V231L168 232H170L169 234H168V232L167 231H165L166 232V234L169 236L171 233H172V231ZM210 230V231H211ZM253 230V231H254ZM154 231V230H153ZM160 231H161V229H160ZM173 231V232H174ZM207 231V230H206ZM224 231V232H223ZM174 232V233H175ZM223 232V233H222ZM263 232H264V230H263ZM135 233V232H134ZM174 233L173 234H171V235H174ZM256 234V232H253L252 234ZM261 233H259V234H261ZM166 234H164L165 236H167ZM215 234V235H214ZM231 234V235H230ZM254 234V235H255ZM259 234H256V235H258V236H260ZM161 236L163 235V232L161 231V234H160ZM160 235H159V238H161L160 237ZM176 235H178V234H175L172 238H171V236L170 237H168L167 236V238H171V239H173V241H174V239L176 238ZM254 235H253V237H254ZM255 235V236H256ZM180 236V235H179ZM185 236V237H186ZM212 236V235H211ZM155 237H158V236H155ZM163 237V236H162ZM148 238V237H147ZM165 238V237H164ZM183 238V237H182ZM181 238V240H179L180 242H182L181 244H180V246L181 245H184V243H185V245L187 246L188 244H186L187 242L185 241L184 243H183V239ZM189 238H190V235H189ZM192 238V237H191ZM257 238V237H256ZM154 239V238H153ZM158 238H156V240H157ZM169 239H167L168 241H169ZM171 239H170V242L168 243V244H170V243H172L171 242ZM177 239V238H176ZM175 239V240H176ZM178 239H180V238H178ZM264 239V238H263ZM149 240V239H148ZM167 240L165 239V241L167 242ZM185 240V239H184ZM194 240V239H193ZM240 240V239H239ZM236 241V244L237 243H239L240 241ZM258 240H261L260 239V237H259V239ZM257 240V241H258ZM142 241V240H141ZM162 241H163V243H164V240L162 239ZM254 241H255V239H254ZM136 242V241H135ZM166 242H165V244H164V246L166 245ZM175 242V241H174ZM176 242H177V240H176ZM198 242H199V240H198ZM202 242V241H201ZM229 242V241H228ZM263 242V241H262ZM190 243V242H189ZM195 243V242H194ZM200 243V242H199ZM203 243V242H202ZM233 243V242H232ZM258 243V242H257ZM261 243V242H260ZM158 244H160V243H158ZM162 244V243H161ZM192 244V243H191ZM190 244V245H191ZM242 244V246H243V243H241ZM245 244H244V246H245ZM259 244V243H258ZM262 244V243H261ZM264 244V243H263ZM262 244V245H263ZM173 245V244H172ZM176 245H178L179 246V244H177L176 243ZM200 245L201 244H199V247H200ZM209 245V244H208ZM261 245V246H262ZM144 246V245H143ZM148 246V248H146V246L144 247V249L142 248L141 250L140 249H138L139 251H136V252H138V253H136L135 254V256H139L138 254H140V257L141 256H143V254H147L148 252H153V250H155L156 249V251H154L153 253H157L158 252V250H157V248H155V249H152V248H154V247H152V248H149V245H147ZM197 246H198V244H197ZM201 246H203L204 247V250L202 251V252H204L205 253V255H204V257L206 258H210L212 255H213V252H212V249H210V248H212L211 246H210V250L208 249V248H206V246H204V245H201ZM236 246H238V244L236 245ZM243 246V247H244ZM245 246V247H246ZM252 246L253 245H251V248L250 249H252L253 251L252 252H255L256 254L258 253L259 254V252L261 253V251L259 250V252L257 251V249L255 248V247H253L252 248ZM113 247V246H112ZM160 247V245L158 246V248ZM161 247H163L162 245H161ZM161 247L159 248V250H160V252H162L161 250ZM167 246H165V248H166ZM168 247H169V245H168ZM172 247V246H171ZM174 247V246H173ZM198 247V248H199ZM221 247H222V245H221ZM240 247V246H239ZM259 247V246H258ZM117 248H119L118 246H117ZM117 248H116V250H117ZM179 248H181V247H179ZM237 248V247H236ZM261 248V247H260ZM114 249V248H113ZM125 250H127L126 249V246H125V248H124ZM130 249V248H129ZM128 249V250H129ZM178 249V248H177ZM176 249V250H177ZM193 249V248H192ZM201 249H200V252H201ZM221 249V248H220ZM225 249V248H224ZM232 249V248H231ZM234 250H235V248H233ZM245 249V248H244ZM249 249V250H250ZM256 249V251H254ZM122 250V249H121ZM124 250V251H125ZM174 250V249H173ZM173 250L171 251V253L173 252ZM182 250V249H181ZM185 250H186V247H185ZM196 250V249H195ZM263 250V249H262ZM108 251V250H107ZM114 250H112V252H113ZM119 251V250H118ZM166 251V250H165ZM183 251H184V249H183ZM187 251H188V249H187ZM198 251V250H197ZM224 251V250H223ZM231 251V250H230ZM247 251V250H246ZM149 253L150 254V256H152L153 255V253ZM166 252H168V251H166ZM165 252V253H166ZM177 252H178V250H177ZM176 252V253H177ZM196 252V251H195ZM233 252V251H232ZM250 252V251H249ZM115 253V252H114ZM119 253H121V252H119ZM180 253V252H179ZM203 253V254H204ZM218 253V252H217ZM148 254V255H149ZM157 254H159V253H157ZM161 254V253H160ZM175 254V253H174ZM174 254H172V255H174ZM181 254V253H180ZM183 255H184V253H182ZM190 254V253H189ZM221 254V253H220ZM248 254V253H247ZM257 254V255H258ZM117 255H118V252H117ZM162 255H164V253L163 254H161V256ZM196 255V254H195ZM200 255V254H199ZM255 255V254H254ZM115 256H116V254H115ZM119 256V255H118ZM147 256V255H146ZM165 256H168V255H166L165 254ZM181 256V255H180ZM186 256H189V255H186L185 254V258H187ZM245 256V255H244ZM250 256V255H249ZM256 256V255H255ZM254 256V257H255ZM260 256H261V254H260ZM262 256H263V254H262ZM113 257V256H112ZM117 257V256H116ZM115 257V258H116ZM122 257V256H121ZM264 257V256H263ZM115 258H113V259H115ZM148 258V264H159L158 263V260H157V262L156 261H154L153 259H151V257H147ZM168 258V257H167ZM172 258H174V257H172ZM176 258V257H175ZM179 258V257H178ZM189 258V257H188ZM199 258V257H198ZM206 258V259H207ZM252 258H253V256H252ZM146 258H144V264H145V262H146V260H145ZM155 259V258H154ZM157 259V258H156ZM160 259H162L163 260V257L162 258H160ZM159 259V260H160ZM171 259V258H170ZM201 259H202V257H201ZM221 259V258H220ZM239 259H241V258H239ZM116 260V259H115ZM118 260V259H117ZM179 260H182V259H179ZM186 260V259H185ZM189 260H190V258H189ZM199 260V259H198ZM207 260H209V259H207ZM216 260V259H215ZM193 261V260H192ZM188 261L187 260V264H194L193 262H195V261ZM200 261V260H199ZM198 261V262H199ZM203 261V260H202ZM214 261V260H213ZM238 261V260H237ZM236 261V262H237ZM247 261V260H246ZM161 262V261H160ZM189 262V263H188ZM201 262V261H200ZM250 262V261H249ZM146 263V264H147ZM164 263H166L165 261H164ZM176 263V262H175ZM182 263V262H181ZM186 263V262H185ZM184 263V264H185ZM197 263V262H196ZM204 263V262H203ZM225 263V262H224ZM6 264V263H5ZM174 264V263H173ZM179 264H180V261H179ZM183 264V263H182ZM221 264V263H220ZM226 264V263H225ZM234 264V263H233Z\"/></svg>",
  "mask_w": 264,
  "mask_h": 264
},
{
  "label": "built area",
  "instance_id": "2783aa9c",
  "mask_svg": "<svg viewBox=\"0 0 264 264\" xmlns=\"http://www.w3.org/2000/svg\"><path fill=\"white\" fill-rule=\"evenodd\" d=\"M207 243L211 246H214L215 248H217L221 244L219 240H217V237H213V235L211 236V234H209V239L207 240Z\"/></svg>",
  "mask_w": 264,
  "mask_h": 264
}]
</instances>
